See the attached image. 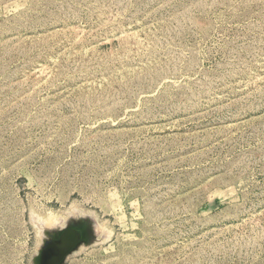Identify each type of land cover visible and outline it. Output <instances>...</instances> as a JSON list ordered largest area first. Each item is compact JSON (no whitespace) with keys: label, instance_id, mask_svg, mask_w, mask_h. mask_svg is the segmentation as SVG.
<instances>
[{"label":"rangeland","instance_id":"374dc122","mask_svg":"<svg viewBox=\"0 0 264 264\" xmlns=\"http://www.w3.org/2000/svg\"><path fill=\"white\" fill-rule=\"evenodd\" d=\"M74 218L63 264H264V0H0V264Z\"/></svg>","mask_w":264,"mask_h":264},{"label":"water","instance_id":"95a60500","mask_svg":"<svg viewBox=\"0 0 264 264\" xmlns=\"http://www.w3.org/2000/svg\"><path fill=\"white\" fill-rule=\"evenodd\" d=\"M87 219L70 223L44 241L33 264H63L65 259L87 238ZM90 225V224H89Z\"/></svg>","mask_w":264,"mask_h":264},{"label":"bare ground","instance_id":"6f19581e","mask_svg":"<svg viewBox=\"0 0 264 264\" xmlns=\"http://www.w3.org/2000/svg\"><path fill=\"white\" fill-rule=\"evenodd\" d=\"M83 218H74L73 221H71L72 223H77L79 222L80 220H82ZM68 225V224H67ZM90 230V229H89ZM53 232V231H52ZM55 232V231H54ZM51 234V233H50ZM47 236V235H46Z\"/></svg>","mask_w":264,"mask_h":264}]
</instances>
